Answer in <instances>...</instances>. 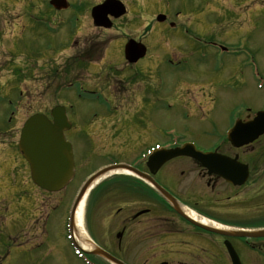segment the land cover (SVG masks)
<instances>
[{
    "label": "flooded vegetation",
    "instance_id": "af4514ba",
    "mask_svg": "<svg viewBox=\"0 0 264 264\" xmlns=\"http://www.w3.org/2000/svg\"><path fill=\"white\" fill-rule=\"evenodd\" d=\"M205 19L204 15L189 17L179 28L173 22L166 27L171 30L167 33L171 50L184 46L188 52L183 68L169 71L198 70L199 79L184 81L183 90L188 94L191 89L197 90L198 110L205 103L207 114L216 115L215 121L224 123L217 142L208 149L185 139L174 127L158 126L159 105L173 101L177 82H169L162 91L163 83L151 81L149 73L144 72L156 68L158 51H165L163 56L174 65V53L161 46L164 38L156 47H146L149 54L135 65L124 62L122 45L119 64L107 63V42L97 41L92 44L95 47L78 49L69 72L66 66L61 73L62 79L67 78V87L79 86L89 98L87 110L74 106L71 111L64 105L70 126L64 137L72 146L74 161L71 183L89 166L97 167L84 179L103 167L121 169L99 183L97 188L105 185L102 192L90 195L94 214L88 224V210L84 230L92 245L82 250L88 264H112L94 254L95 250L120 264H264V236L236 235L264 232V135L243 144L231 143L224 135L236 123L246 124L255 116L249 78L250 24L247 31L237 29L233 38H220L216 43L202 30ZM201 50L215 53V67L197 55ZM4 84L1 90L5 94L0 97V264H85L73 255V248L78 246L74 236L63 240L61 230L50 227L49 214L57 210L61 192L48 193L32 183L29 165L18 152L21 128L16 127L18 107H12L14 96L10 95L18 84ZM176 85L179 87V83ZM245 88L246 96L240 94ZM18 93L15 97L25 100L20 90ZM220 93L226 94L225 99L218 96ZM56 103L63 105L59 99ZM41 114L50 119V111ZM195 123L194 131H205L204 122ZM247 132L253 133V128ZM160 138L161 142H155ZM188 144L203 153L214 152L215 169L209 170L190 157L173 159L155 169L149 166L148 158H141L155 146L173 150ZM122 167L131 173L122 174ZM155 185L205 223L176 213ZM65 220L66 228L68 213ZM197 224H203L202 228ZM64 233L71 235L69 228Z\"/></svg>",
    "mask_w": 264,
    "mask_h": 264
},
{
    "label": "rangeland",
    "instance_id": "374dc122",
    "mask_svg": "<svg viewBox=\"0 0 264 264\" xmlns=\"http://www.w3.org/2000/svg\"><path fill=\"white\" fill-rule=\"evenodd\" d=\"M48 1L0 0V87L5 86L6 81L13 82L15 86V83L18 84L17 91L11 93L14 96L12 100L15 104L23 98L15 97L18 95V90L23 93L22 96L26 97L20 107L16 106L19 107L17 113L21 110L15 121L16 127H21L29 115L48 111L57 104L58 96H61L59 94L61 85L68 83L67 78L62 79L61 73H64L66 66L71 69V58L80 46L90 45L95 38L111 43L117 36L121 37L108 48L106 62L113 64H119L118 53L125 38L140 40L149 47L157 46L156 43L160 41L159 39L164 38L161 46L169 47L168 52L175 54L174 66L182 69L186 63L185 58L188 56V52L184 46L178 52L172 51L163 28L171 20L179 28L189 17H198L197 15H200L201 12L206 17L202 30L206 35L213 36V40L216 42L220 38L223 40L228 37L233 38L238 34L237 29L240 32L247 31L246 21H249L247 18H251L249 35L250 42H252L250 51L252 70L249 78L250 93L256 113L264 102V6L257 5L264 4V0H119L127 7V14L122 17V20L113 22V25L114 23L116 25L114 29L102 32L92 27L90 9L104 0H68L75 6L79 4L83 6V11L78 15V23H75V14L71 16L68 12L55 13L49 7ZM158 14L166 16L164 26L155 22ZM90 40L91 42H89ZM244 46L247 48L248 44ZM242 47L243 45L240 46V49ZM193 48H201V45H194ZM209 49H213V47ZM208 51L211 52V50L198 51L197 55L204 59V63L215 67L217 57L215 53L212 55ZM156 54L157 58L154 62L156 68H151V71H145L144 74L149 73L147 77L151 81L157 79L159 82L165 83L164 90L169 87V82L179 83L199 79L200 72L198 70L193 72L169 71L171 69L161 59L164 57L163 54L160 51ZM193 54L196 56V52ZM242 55L245 57V52ZM55 74L58 76L57 79H53ZM176 84V97L173 98V101L159 105V128L174 127L179 135L195 141L197 146L203 150L214 146L217 137L223 132L221 128L224 123L216 122V115L207 114L205 103H202V109L198 110L199 99L196 98L193 89H191L192 94L187 95V92L183 90L184 85L180 84L179 88ZM7 88L11 90L9 86ZM78 89L79 86L75 90L63 91L62 98L71 105L87 110L88 95L86 91H83L82 99L78 98ZM240 94L246 96L247 89L245 88ZM163 95L166 93L160 95L159 98L161 99ZM224 95L226 94L220 93L218 96ZM199 121L205 123V125L202 124L205 130L202 133L193 130L197 124L195 122ZM155 142H161V138ZM96 167L95 165L89 166L88 171L83 174L78 172L73 182L57 195V210L50 212L48 221L51 228L61 230L63 240H65L64 225L69 204L78 190L81 180ZM104 186L101 185L93 190L92 196L102 192ZM89 197L85 201L83 211L86 217L90 205L91 213L88 224H91L94 209L91 197Z\"/></svg>",
    "mask_w": 264,
    "mask_h": 264
},
{
    "label": "water",
    "instance_id": "95a60500",
    "mask_svg": "<svg viewBox=\"0 0 264 264\" xmlns=\"http://www.w3.org/2000/svg\"><path fill=\"white\" fill-rule=\"evenodd\" d=\"M50 5L56 10L67 8L65 0H51ZM124 12V7L121 3L115 0H108L102 5L94 7L91 11V15L95 24L101 25L104 28H109L111 25L107 20V16L111 15L114 18H119ZM162 20L163 17L158 18V21ZM127 46H130V51L128 52H126ZM141 46H138L137 48L133 41H129L125 46L126 59L130 63H134L138 58V54H142L141 49L143 46ZM57 112H59L58 109H54L52 112L53 126H51L43 116L36 115L31 117L23 127L19 143L24 158L30 164L34 183L48 192L61 190L72 177V154L70 146L65 143L63 139V127L60 125L62 118H59L56 115ZM254 128L255 135L254 137H251V139H256L259 135L264 133V111L257 114L254 121ZM180 155L191 156L207 167H210L207 162L215 159L214 155H202L185 148L183 150L160 154L157 166L160 167L164 162ZM99 176L100 174H97L86 182L83 190L76 198L75 204L72 208V215H74L86 189ZM159 191L172 207L179 212L176 202L161 189H159ZM108 259L113 261L110 257H108Z\"/></svg>",
    "mask_w": 264,
    "mask_h": 264
},
{
    "label": "bare ground",
    "instance_id": "6f19581e",
    "mask_svg": "<svg viewBox=\"0 0 264 264\" xmlns=\"http://www.w3.org/2000/svg\"><path fill=\"white\" fill-rule=\"evenodd\" d=\"M106 1H108V0H104L103 2H106ZM125 6V5H124ZM127 10V7L125 6V9H124V11H126ZM83 11V6L82 5H79V6H75L72 2H69L68 1V3H67V11L66 12H68L71 16H73L74 14H75V16H78L79 14H80V12H82ZM92 10H90V12H91ZM122 20V18H119V20ZM108 20V19H107ZM92 27L95 29V30H100V29H102L103 28V26H101V25H98V24H95L94 23V21L92 22ZM133 42H134V44H135V46L138 48V46L140 47L141 45L138 43V41L137 40H135V39H133ZM127 45V44H126ZM142 47V46H141ZM156 47V46H155ZM130 49V46H127V49H126V52H128V51H130L129 50ZM148 49H150V48H148ZM169 51V50H168ZM167 51V52H168ZM151 52H155L154 50L153 51H151ZM141 53L142 54H138V58H137V60L134 62V63H132V65H135L136 63H138L139 61H141L143 58H144V56L145 55H148L149 54V51H147V49L143 46L142 47V49H141ZM160 53L161 54H165V51H163V52H161L160 51ZM143 55V56H142ZM140 56H142V57H140ZM162 59V61H163V63L164 64H167V66H169V59L167 58V57H162L161 58ZM170 61H171V59H170ZM169 70V69H168ZM158 82H159V80H157ZM186 81H188V80H186ZM184 82H179V84H183ZM165 86H166V84L164 83L163 84V89H162V91L164 90V88H165ZM72 89H76L75 87H72ZM82 93V91L80 90V89H78V94H81ZM84 205H85V199H83L82 200V202L80 203V205L78 206V208H77V210H76V213H75V228L78 230V238H79V240H81L82 241V238L84 237L83 236V232H81V225H82V219H83V210H84ZM183 212L187 215V216H189L191 219H193V220H199L200 221V223H205L204 222V220H202V219H200V218H198L196 215H194V213H192V212H190V211H188L187 209H183ZM82 246V249H84V250H87L88 248H86L87 246L86 245H81Z\"/></svg>",
    "mask_w": 264,
    "mask_h": 264
}]
</instances>
